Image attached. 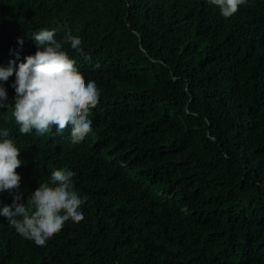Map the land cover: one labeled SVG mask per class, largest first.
<instances>
[{
  "label": "trees",
  "instance_id": "1",
  "mask_svg": "<svg viewBox=\"0 0 264 264\" xmlns=\"http://www.w3.org/2000/svg\"><path fill=\"white\" fill-rule=\"evenodd\" d=\"M0 264H264V0H0Z\"/></svg>",
  "mask_w": 264,
  "mask_h": 264
}]
</instances>
